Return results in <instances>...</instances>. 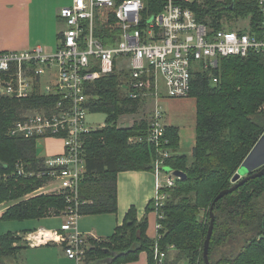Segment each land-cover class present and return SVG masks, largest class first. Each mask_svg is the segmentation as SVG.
I'll return each instance as SVG.
<instances>
[{
    "label": "trees",
    "instance_id": "obj_1",
    "mask_svg": "<svg viewBox=\"0 0 264 264\" xmlns=\"http://www.w3.org/2000/svg\"><path fill=\"white\" fill-rule=\"evenodd\" d=\"M143 1L145 12L151 14L160 13L166 2ZM200 5L194 3L196 11L202 17L210 16L211 25L217 29L222 27L220 20L227 12L250 15L254 28L261 19L257 0H204ZM98 21L97 35L104 43H112L117 21ZM121 77L118 72L103 76L89 90L91 112L107 116L106 126L93 131L87 143V172L79 196L81 215L116 213L119 173L154 169L157 150L147 141L150 121L137 120L128 127L118 125L122 115L135 114L143 103L126 95ZM190 96L197 101L196 144L191 157L179 153L178 128L166 127L173 150L166 164L184 171L186 177L167 189L169 198L159 209L162 236L150 237L148 217L139 218L137 208L132 206L108 238H89L92 244L87 264L136 261L143 251L148 254L149 264H206L203 254L213 201L234 185V175L264 134V53L221 57L216 67L196 69ZM6 98L0 99V205L6 203L7 207L0 219L21 221L61 215L68 205L63 194L26 198L45 180L16 175L17 163L23 161L28 170H35L43 165L44 158L34 138L9 136L10 126L27 102ZM28 103L37 104L31 100ZM152 205L153 199L147 212L154 209ZM214 212L211 264H264V174L221 197ZM34 230L28 228L23 233ZM24 235L16 231L0 233V264H10L8 259L18 263L20 252L29 247ZM156 244L166 255L162 263L155 258Z\"/></svg>",
    "mask_w": 264,
    "mask_h": 264
},
{
    "label": "built area",
    "instance_id": "obj_2",
    "mask_svg": "<svg viewBox=\"0 0 264 264\" xmlns=\"http://www.w3.org/2000/svg\"><path fill=\"white\" fill-rule=\"evenodd\" d=\"M203 1L166 0L160 13L151 14L145 12L143 0H72L59 11L65 28L55 51L40 46L0 51V99L27 102L10 126L9 136L34 138L37 147L45 138H57L64 147L58 154H41L43 165L35 170H28L23 161L17 163L16 175L45 180L26 198L57 193L68 201L61 212L64 226L25 234L29 245L60 243L70 259L87 264L90 237L78 228L80 185L87 172V143L93 131L106 126L88 123L89 90L96 80L115 72L124 74L121 85L129 98L154 100L147 141L157 150L154 238L162 236L159 209L169 198L167 189L175 187L179 177L166 164L173 150L160 101L190 96L194 71L202 65L209 69L221 57L264 53V0H257L261 14L257 28L250 15L227 12L218 29L211 25L210 16L201 17L195 10L194 3ZM98 18L106 23L117 21L112 43H104L97 35ZM30 100L37 104H29ZM6 207L1 204L0 213ZM165 256L156 244L155 258L162 263Z\"/></svg>",
    "mask_w": 264,
    "mask_h": 264
},
{
    "label": "crops",
    "instance_id": "obj_3",
    "mask_svg": "<svg viewBox=\"0 0 264 264\" xmlns=\"http://www.w3.org/2000/svg\"><path fill=\"white\" fill-rule=\"evenodd\" d=\"M67 3V0H0V51L27 50L36 46L42 47L47 52L55 51L60 41L61 31L65 28V24L59 16V11L62 7L68 5ZM141 100L145 104L149 102L146 99ZM151 107L153 110L154 105ZM173 115L170 117L164 114V123L166 126L178 128L180 137L179 153L191 157L196 144L197 109L194 119L191 118L190 114L188 116L183 114L180 120L176 115ZM39 145L47 149V153L42 154L54 155L64 150L63 141L57 138H45L39 141ZM155 192V175L153 171L129 170L120 172L118 175V211L116 213H106L108 215H82L81 217H84L85 220L80 222V229L90 238H94L92 237L94 235L97 238L106 239L123 222L129 209L135 206L139 218L145 215L148 217V234L154 238L157 233L158 214L154 210L147 212V206L154 198ZM54 216L58 215L38 219L36 223H39L38 226L32 227L36 229L54 228L52 227L53 222H51ZM64 223L59 227L62 228ZM21 234L24 235L25 233L22 232ZM23 240H25L24 237ZM25 242L29 245L27 240ZM27 249L43 251L41 252V260L44 262H41V264H74L72 262L68 263L65 257H61L63 255L61 249L64 251V246L60 243L29 245L24 250ZM53 256H55V259ZM50 258L54 260L49 261ZM63 260L65 262H62ZM19 261L21 264H25L22 258H19ZM122 264H149L148 254L143 251L136 261Z\"/></svg>",
    "mask_w": 264,
    "mask_h": 264
},
{
    "label": "rangeland",
    "instance_id": "obj_4",
    "mask_svg": "<svg viewBox=\"0 0 264 264\" xmlns=\"http://www.w3.org/2000/svg\"><path fill=\"white\" fill-rule=\"evenodd\" d=\"M72 0H67V4H70ZM201 68H204V66L202 65ZM121 74V79H123L124 74ZM213 82H216V79L213 78ZM161 87L163 88L164 85L163 83L161 84ZM165 99V100H164ZM160 101L161 105H162V109L164 111L165 116H170L172 117V115H176L178 117V119L180 120L183 114H186V116H188L190 114L191 118L194 119L195 114H196V98L192 97V96H187V97H178V98H173V97H166ZM164 100V101H163ZM167 100V101H166ZM151 101V102H150ZM154 105V100H149L148 104H145L144 102L141 104L140 108L138 109V111L135 114H125L122 115L119 120H118V125L119 126H123V127H128L133 125V123H135V121L137 120H141V119H150L151 116V112H152V107ZM22 113V112H21ZM173 115V116H174ZM106 114L102 113V112H91L90 114H88L87 116V120L88 123L95 125V126H99L101 124H104L106 122ZM136 140V139H134ZM39 152L40 153H47V149L44 147H38ZM30 194V193H29ZM155 196V195H154ZM3 210V208H2ZM101 215H108V214H101ZM82 216V215H81ZM38 219H26V220H4V219H0V233H6L8 231H16L18 233H22L25 229L31 228V229H36L35 227L38 226L37 223ZM84 217H80L78 219V228L79 230L84 233L81 229H80V222H83ZM66 221V218H64L63 216H54L51 220V222H53V226L54 228H47V229H59V225L63 224ZM85 222V221H84ZM35 226V227H32ZM59 227V228H58ZM46 228V227H45ZM61 229V228H60ZM86 234V233H84ZM92 244L89 241V245ZM63 255H61V257H65L66 260H68L69 262H72L74 264H77L76 261H74L73 259H70L67 254L65 253V250L63 251L61 249ZM41 252H43L42 250H36V251H31V250H23L22 251V256L19 258H22V260H24L25 264H41L42 261L41 259ZM18 258V263L17 261H15L16 259H8L10 264H21V262L19 261ZM53 258L55 259V256H53ZM53 258H50L49 261L54 260ZM62 262H65V260H63ZM185 262H181L179 264H184Z\"/></svg>",
    "mask_w": 264,
    "mask_h": 264
},
{
    "label": "water",
    "instance_id": "obj_5",
    "mask_svg": "<svg viewBox=\"0 0 264 264\" xmlns=\"http://www.w3.org/2000/svg\"><path fill=\"white\" fill-rule=\"evenodd\" d=\"M232 8H234V4L232 5ZM174 173L179 178H185L186 173L182 170H175ZM264 174V134L260 137L258 142L255 144L251 152L248 154V156L245 158L243 163L240 165L238 171L234 175L232 181L234 185L229 188L221 191L214 199L213 204L210 209V217L211 222L208 229L207 237L205 240V246H204V259L206 264H211L209 259V247L211 238L214 232V226H215V212L214 207L216 202L223 197L224 195L234 191L239 186L247 182L248 180L252 178L259 177Z\"/></svg>",
    "mask_w": 264,
    "mask_h": 264
},
{
    "label": "bare ground",
    "instance_id": "obj_6",
    "mask_svg": "<svg viewBox=\"0 0 264 264\" xmlns=\"http://www.w3.org/2000/svg\"><path fill=\"white\" fill-rule=\"evenodd\" d=\"M195 5H196V3H195ZM195 7H198V6H195ZM196 10V9H195ZM202 17V16H201ZM213 21V20H212ZM212 21L210 22V23H212ZM7 99V98H6ZM14 100V99H13ZM151 102V101H150ZM75 261V260H74Z\"/></svg>",
    "mask_w": 264,
    "mask_h": 264
}]
</instances>
